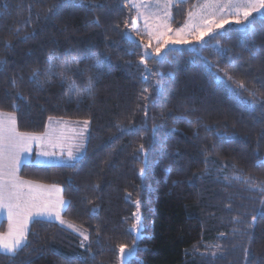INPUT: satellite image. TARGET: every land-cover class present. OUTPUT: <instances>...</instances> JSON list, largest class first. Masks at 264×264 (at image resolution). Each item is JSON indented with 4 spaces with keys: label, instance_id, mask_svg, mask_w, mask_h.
Masks as SVG:
<instances>
[{
    "label": "trees",
    "instance_id": "obj_1",
    "mask_svg": "<svg viewBox=\"0 0 264 264\" xmlns=\"http://www.w3.org/2000/svg\"><path fill=\"white\" fill-rule=\"evenodd\" d=\"M199 1L175 2L171 26ZM135 18L125 0H0V111L29 134L49 117L89 121L73 166L27 162L18 172L59 186L62 216L89 240L30 221L26 246L0 264H119V245L132 249L123 264H264V16L166 48L146 61V77L141 43L123 35Z\"/></svg>",
    "mask_w": 264,
    "mask_h": 264
},
{
    "label": "snow or ice",
    "instance_id": "obj_2",
    "mask_svg": "<svg viewBox=\"0 0 264 264\" xmlns=\"http://www.w3.org/2000/svg\"><path fill=\"white\" fill-rule=\"evenodd\" d=\"M129 4H132V0H127ZM157 5L163 6V17L171 18L172 13L170 11L171 6L176 2V0H155ZM205 6H215L223 11L225 8L236 10L235 15L236 19L234 23L237 25H245L249 21V18L253 16L254 13H261L264 10V0H204ZM135 7L136 5L133 4ZM188 15L191 17L193 15L192 12H189ZM242 15L243 19L239 17ZM155 19L160 21L162 17L160 15H156ZM231 21L227 18H220V22L217 23L215 20L208 21L205 20V27L200 29L197 33V40L201 41L205 37L213 34L217 29L224 28L225 25L229 24ZM135 21H133V25H135ZM213 25L215 27H213ZM153 25L146 20L144 25V32L149 36L152 34ZM157 30L160 25L157 24L155 26ZM127 28V23H126ZM171 31V29H169ZM183 31V29H178L177 34L179 37V32ZM247 31L251 33L254 31L250 26ZM129 42H134L130 35V32H125L123 34ZM163 35V33H161ZM27 37H25L26 39ZM175 43H186L182 38H178ZM219 46V41H217V47ZM156 55L153 56L152 53L145 50L141 53L140 63L145 65L144 73L145 77L150 73V69L146 66V61L150 59H155L157 62L160 61L162 56L161 49L156 48ZM130 55L133 53H129ZM91 60L95 62L97 67L100 66V58L99 54L93 55L90 57ZM80 61L73 59L72 61L60 62L62 67L71 69L73 66L78 65ZM48 63L50 65H54L56 63V58L49 56ZM79 71V69H76ZM41 75L39 68H34L31 71V75L29 77L30 82H37L38 78ZM227 75V72H225ZM47 80L45 83L51 81L53 73L49 70L46 73ZM229 79H233L231 76ZM15 84V80L12 82ZM94 80L89 77L88 79V87L85 89L83 94L92 97L91 88L93 86ZM39 86H43L40 84ZM239 87L244 88L243 83H239ZM143 91L147 92L148 89H144ZM80 92H77V97H80ZM249 95L255 97V92H249ZM23 99V97H20ZM79 102V101H78ZM15 108L16 105L13 104ZM147 106H145V115H147ZM3 116V114H0ZM49 121L53 120V117L48 118ZM16 118L14 116H7V127L6 121L3 118H0V210H6L9 220V228L6 233H0V254L8 255L9 257L14 258L17 252L24 248L27 243V234L29 232V222L36 221L38 219H56L59 220L61 224L64 223L63 219L60 217V210L66 204V202L60 198L56 203H52L50 200H47L44 196L48 189H45L43 185H34L26 181H20L15 173L17 171L18 165L20 163V152L27 151L31 148V141L40 140L42 137L35 136L27 133H20L16 131L15 128ZM84 127L81 129L79 135L82 138L80 144L76 147L75 152L69 151L67 154V161L65 162V166H73L72 162L77 159V154L85 147L84 145V133L88 130L89 121H83ZM123 131V130H122ZM128 131H134V129H129ZM155 131V127L153 128ZM7 133V135H6ZM218 136H223V134H217ZM141 152L144 151V146L141 145ZM7 152V155H6ZM47 155V153H45ZM7 159V164H6ZM143 169H141V173H143ZM239 179V177H236ZM246 180L248 178H245ZM27 187L28 191L24 192L23 189ZM139 204V202H137ZM139 220V217H137ZM71 227V225H69ZM133 231H139L138 225H132ZM84 236V240H89V236L81 233ZM98 242V241H97ZM81 247H86L83 243ZM120 258L123 262L124 258L131 254V250L127 249L124 245H119ZM246 257L249 255L248 250L245 249Z\"/></svg>",
    "mask_w": 264,
    "mask_h": 264
},
{
    "label": "rangeland",
    "instance_id": "obj_3",
    "mask_svg": "<svg viewBox=\"0 0 264 264\" xmlns=\"http://www.w3.org/2000/svg\"><path fill=\"white\" fill-rule=\"evenodd\" d=\"M178 1L181 0H176V2ZM125 2L129 4L127 0H125ZM133 4L136 6L134 7ZM129 5L132 6L136 11V18L134 20L136 23L135 25H132V27L127 30V32H130L132 39H136L141 43L142 52L147 50L148 52L152 53L153 56L156 55L155 50L158 47L161 49L162 53L168 47L189 46L194 48L196 45L202 43L206 37L203 40L198 41L197 33L200 29L206 26L204 23L205 20H215L217 23H219L220 18L223 17L231 21L229 24H227L230 25L235 24L234 20L237 18L235 15L236 10L234 9L225 8L223 11H220V9L215 6H205L204 0H200L193 7L191 11L193 15L191 17L187 15L182 25H180L179 27H172L170 23L171 18L163 17V6L157 5L155 0H132V4ZM254 14L264 16V10H262L261 13ZM156 15H160L162 19L160 21H157L155 19ZM239 18L243 19L242 15ZM146 20H148L153 25L151 36L144 32V25ZM157 24L160 25L158 30L155 27ZM245 25L238 26L243 27ZM213 27L215 26L213 25ZM181 28L183 29V31L179 32L178 37L177 30ZM169 29H171V31H169ZM222 29H217L216 31ZM161 33H163V35H161ZM178 38H182L183 41H186V43H175ZM83 121L84 120L71 118H53L52 121L48 120L45 132L35 135L42 137V139L34 141L36 144V155L34 156L32 162L37 165L65 164V162L67 161L68 152H75L76 147L82 140L79 133L84 127ZM87 134L88 130L84 133V137H86V139H84L83 141L84 145L87 140ZM84 148L81 149V151L77 154V159L82 155ZM45 153H47V155H45ZM20 157H22V152H20ZM5 162L7 164V159ZM38 185H43L45 189L49 190L44 193V196L47 200H50L52 203H56L60 198H62L66 202V200L61 195V188L59 186L44 183H38ZM64 207L60 210V217L64 221L63 224H61L59 220H56L54 218L45 220L57 222L59 225L79 235L82 238V241L85 242L84 236L81 233L87 235L86 230L62 216L61 213ZM4 219L8 221V224L4 221ZM2 221H4L3 225H1ZM0 225V227L3 228L0 231H3L4 227L6 226V233L9 228V220L6 210H0ZM69 225H71V227ZM134 233L137 237L139 231H134ZM129 250H131L132 254V249ZM131 254L126 256L123 262L120 258L119 264H123L124 261L129 256H131Z\"/></svg>",
    "mask_w": 264,
    "mask_h": 264
},
{
    "label": "crops",
    "instance_id": "obj_4",
    "mask_svg": "<svg viewBox=\"0 0 264 264\" xmlns=\"http://www.w3.org/2000/svg\"><path fill=\"white\" fill-rule=\"evenodd\" d=\"M0 114H3V116H0V118L5 119V121H6V127H7V116H9V115L14 116V114H12V113H6V112H0ZM14 117H15V116H14ZM15 128H16V123H15ZM16 131L19 132V131L17 130V128H16ZM20 133H22V132H20ZM27 134H29V133H27ZM6 135H7V133H6ZM32 135H37V134H32ZM30 143H31V148H30L29 150H27V151H21V152H22V157H20V163H19V165H18V168H17V171H16L15 175H16V177H17L20 181H26V182H29V183H31V184L37 185L38 182H35V181H31V180H28V179L21 178V177L19 176V174H18L20 166H21L22 164H24V163L32 162V160L34 159V156L36 155V144H35L34 141H31ZM40 184H42V183H40ZM23 191H24V192H27V191H28L27 187H25V188L23 189ZM4 221L8 224V221H7V220L4 219ZM5 229H6V226L4 227V230H3V231H0V233H5Z\"/></svg>",
    "mask_w": 264,
    "mask_h": 264
}]
</instances>
